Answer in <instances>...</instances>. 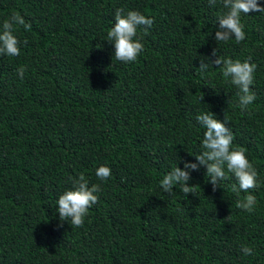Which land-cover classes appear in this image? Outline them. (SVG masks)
Instances as JSON below:
<instances>
[{"label":"trees","instance_id":"obj_1","mask_svg":"<svg viewBox=\"0 0 264 264\" xmlns=\"http://www.w3.org/2000/svg\"><path fill=\"white\" fill-rule=\"evenodd\" d=\"M118 8L154 20L146 35L137 29L133 62L106 40ZM221 10L208 0H0V24L13 12L31 24L16 26L20 55H0V264H264V13L241 15L237 44L214 38ZM214 48L256 65L247 111L211 64ZM208 110L227 117L257 170L251 213L236 206L247 193L232 191L231 173L213 191L206 167L191 171L196 195L161 187L195 162L205 131L196 116ZM81 173L100 191L72 227L56 201Z\"/></svg>","mask_w":264,"mask_h":264},{"label":"clouds","instance_id":"obj_2","mask_svg":"<svg viewBox=\"0 0 264 264\" xmlns=\"http://www.w3.org/2000/svg\"><path fill=\"white\" fill-rule=\"evenodd\" d=\"M210 7L218 3L221 11L217 14L218 26L215 31L217 42H227L235 39L239 44L245 39L244 25L241 23V15L250 12L264 13V6L258 0H208ZM154 20L137 10L118 8L114 15V25L107 32V41L114 45V57L123 63L133 62L143 51L141 39L137 38V29L143 27L146 35L153 25ZM16 26H23L25 30L31 29V24L18 13L13 12L8 19L0 24V55L15 57L20 55V41L14 34ZM26 44L27 41H24ZM218 49H213L212 56L215 57L211 64L221 67L225 82L231 83L239 91V106L243 111L248 110L256 99L251 91L254 83L256 65L248 60L223 58L217 55ZM209 63L205 58L200 59L199 70L205 72ZM25 69H17L18 75L23 79ZM200 100H203L201 95ZM196 120L205 129L201 141V151L195 156V162L184 161V167L172 168L161 180V187L166 193L173 191V186L180 185L184 194L196 195L195 185H189L191 171H196L200 166L206 167V176L212 185L213 191L220 186V181L228 178L231 173L237 183L232 185V191L239 195L240 192L247 193L236 201V206L249 213L254 211L256 197L250 190L259 187L257 182L258 173L253 164L246 156V150L233 146V133L226 125L227 117L221 121L215 114L208 111L201 112ZM96 176L106 181L111 176V169L101 164L96 169ZM71 187L62 192L56 201V208L61 221H68L72 227H81L89 209L98 202L97 192L100 191L98 184H91L83 173L76 178H70ZM241 251L245 255H251L252 249L242 245Z\"/></svg>","mask_w":264,"mask_h":264}]
</instances>
